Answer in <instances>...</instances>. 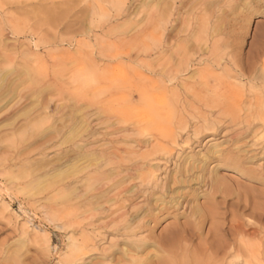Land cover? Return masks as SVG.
I'll list each match as a JSON object with an SVG mask.
<instances>
[{
	"label": "rangeland",
	"instance_id": "374dc122",
	"mask_svg": "<svg viewBox=\"0 0 264 264\" xmlns=\"http://www.w3.org/2000/svg\"><path fill=\"white\" fill-rule=\"evenodd\" d=\"M220 1L0 0L1 264H128L125 254L130 248L121 237L110 233V229L107 232L97 227L93 230L82 220L76 225L71 217L77 195V203L82 202L78 213L84 211L87 201L83 196L93 182L89 178L97 167L105 166L99 159L104 149L112 153L118 146L132 148L135 140L154 145L159 139L154 132L146 131L156 117L135 88L143 87L156 108H169L175 95L182 102L178 112L160 121L165 134L159 142L167 145L166 140H172L178 146H173L172 141L168 144L176 157L172 160V164L176 161L175 165L164 169V158L160 165V162L155 163V167L162 169L154 173L157 178L160 176L158 181L175 176L178 164L191 165L198 168V173L207 172L206 178L214 173L218 178L221 176L230 183L256 191L251 205L257 208L264 205L262 185L237 171L218 167L219 154H226L231 148L229 131L234 128H221L216 135L197 133L202 126L203 113H216L211 118L213 124L222 113L202 102L206 100L203 97L209 72L222 78L227 73L244 74L243 78L230 79L232 87L241 91L249 88L245 78L251 67L255 66L252 77L257 79L264 74V55L260 54L264 45V0ZM155 47L165 52L157 57L153 54ZM211 49L216 52L211 54ZM106 76L109 79L103 84ZM194 84L197 98L193 96ZM162 86H167L170 92H152L153 88ZM252 92V98L264 96V84H257ZM187 102L193 103V107ZM255 104L244 103L243 116L248 108L254 110ZM129 108L133 109L125 122L126 117L118 114H125ZM228 120L222 118L225 126ZM119 129L122 130L117 132ZM255 129L256 137L252 134L242 142L252 140L254 143L264 135L262 124L258 123ZM211 138L213 140L209 141ZM185 140L190 142L187 148ZM142 151L145 152L139 151L137 157ZM122 158L135 159L136 154H123ZM247 166L260 170L264 167V157ZM201 167L205 171H200ZM204 193V189L198 192L196 204L205 202ZM182 211L184 209L159 216L156 210L158 222L150 223L154 236L165 233L176 220L184 222L188 211L186 215ZM248 214L249 211L246 217ZM99 221L94 225H99ZM207 225L204 236L210 227ZM253 230L248 231L247 240H251L250 244L261 240L264 245V231L252 238ZM147 235L141 233L136 238L143 239ZM90 239L92 244L86 243ZM197 243L198 239L193 243L195 249ZM108 249L111 251L106 252ZM151 250L144 252V256L139 254V258L157 255ZM229 261L242 264L236 254L228 257L226 263ZM252 264H256L255 260Z\"/></svg>",
	"mask_w": 264,
	"mask_h": 264
},
{
	"label": "bare ground",
	"instance_id": "6f19581e",
	"mask_svg": "<svg viewBox=\"0 0 264 264\" xmlns=\"http://www.w3.org/2000/svg\"><path fill=\"white\" fill-rule=\"evenodd\" d=\"M259 43H261V41ZM164 52L165 50L161 47L159 48L155 47L153 50V54L157 55V57H159V55ZM215 52L216 51L212 50L211 54ZM260 54L264 55V45H262ZM226 58L228 59V57ZM255 60L258 61L259 59H255ZM181 62L182 61H180V63ZM231 62H229V64ZM255 63L257 64V62ZM188 65L189 62L187 63V67H186L187 69L189 68ZM231 67L234 66L231 65ZM251 68L248 72L249 76L245 78L246 80L245 83L247 86H249V88L246 89L245 91L234 89L232 87L233 82L232 83L230 82L231 77L243 78L245 77L244 74L239 73L234 75L233 73L232 75L231 73L226 72L227 74L224 75L225 76L224 78H222L223 76L222 77H220L219 75L216 76L212 72H209L210 69L207 70L209 72L205 85L207 92L206 95H204L203 97L206 100L205 101L202 100L203 105H205L206 107L211 106L212 109H215L216 111H220V112L222 111V113L220 114L219 118L218 117L216 118L218 122L215 124L212 123L211 118L212 116H215L216 113L214 115L213 112H209V111H208L209 115L203 113L200 117V119L202 120V122H200L202 123V126L197 130V133L201 134V133L209 132L212 133L210 135H216V133H218V131L221 128L223 129L228 126L233 127L234 129L229 131L231 135V138L229 137L231 142L230 145L231 148L233 149H231L230 147L229 150L225 149L227 150L226 154H224L223 152L222 154H219L220 152L218 153L220 155V157L217 158V160L219 161L218 167L237 171L242 175H245V177L247 176V178H249L252 182L258 183L264 187V167L262 166V168L260 167V170L258 169L256 171L250 169L247 166L248 164H252L257 160H260V158L264 157V135L261 136L260 139H257V141H255L254 143L252 140L242 142L245 139L247 140V138L250 137L252 134L253 136L256 137V132H254V130H256L255 128L257 127L258 123L262 124V128L264 129V96L258 95V96H253V98L251 97L253 94L252 92L253 87L256 86L257 84H264V74L262 77L256 79V77L255 78L252 77V72L255 70V66L253 67V69ZM108 79L109 77L107 78V76L103 77L102 79L103 84L106 83ZM212 81L213 82L215 81V84H212ZM178 85L180 84L178 83ZM127 86L132 89L135 88L132 85L130 86L127 85ZM135 89L137 90V93L140 96H142V99L144 100V102L148 104V107L152 110L153 115L156 117V120L150 123L149 125L150 129L146 131L154 132V134H156L155 136H158L159 139L156 140L157 142L154 145H151L150 142H144L143 140H140L139 137L137 136L139 140L134 141L132 139V141H134V143L131 142L132 144H134V146L132 145L133 146L132 148L130 147L122 148L118 146L116 147L115 151L112 150V153H108L107 149H104L102 153L100 151L101 155L99 156V159L101 160V163L103 162L105 164V166L97 167L94 171V175L89 178L93 182L92 183L90 182L91 184L87 186L86 191L84 193L83 198L87 201V204H85L86 206L85 208H83L84 209L83 212L78 213L80 209L79 208L80 205L82 208V204H81L82 202L78 204L77 200L79 199V196L78 195L75 196L77 199L74 197L76 199V203L73 204L72 206L74 212H72V217H71L73 218L74 223L75 224L79 223V221L82 220L85 223H88V226L93 228V230L96 227L99 230L105 232H107V230L110 229L109 231L110 233L117 235L118 237H121L123 239V242H125V244L130 248L129 249L130 251L125 254V257L128 258V264H237L234 262L232 263L230 261L226 263L228 257L230 258L232 254H236L238 262L240 261L242 264L244 263L252 264L253 260H255L256 264H263V258H264L263 242L260 240L256 244H250L251 240L250 239L247 240L246 238L249 230L254 229L253 230L254 232L252 231L253 232L252 238H257L258 236H260L262 231H264V205L260 208H257L256 205L255 206L253 204H252L253 206L251 205V202L256 197L255 196L256 191H253L252 189H247L245 186L242 187L241 185L230 183L229 180L222 178L221 176H219L218 178V176L216 177V174H214L213 172H212L213 173L212 177L206 178L207 172L198 173L199 172L198 168L190 167L191 165L181 166V164H178V168L176 167L177 171L175 176L169 175L168 177H166V179L163 178L164 180H162V182L158 181L160 176L157 178L154 175V173L159 172V170L162 169H160V166L155 167L154 166L155 163L160 162L159 163L160 165L162 163L160 161L161 158H164L165 162H163V164L165 166H162L164 168L170 165L172 167V165L176 162L175 159L174 160L175 162L172 164V160L176 157H173L174 154L172 153V148H170L169 147L170 145H168L169 142L172 140H166L167 145H162V143L159 142V141H163L164 138L163 135L165 134L164 128L162 127L160 121L163 120L166 116H171L174 113L178 112V109L180 108L182 102H180L179 96L175 95L173 102L169 108H159V107L156 108L150 103V96L149 94H145L143 87L139 89L137 88ZM192 89L195 91L196 84L192 86ZM155 90L170 92L167 86L155 87V89L154 88L152 89V92H155ZM208 93L211 94V97L207 96ZM112 95L113 94L111 93L110 97ZM193 96L197 98L198 93L196 91L193 92ZM247 101L250 103V106H253L255 104L254 102H256L255 104L256 106H254V110H252L253 109L252 107L248 108V113L244 114L245 116H243L242 114L243 104L246 103ZM110 103L107 104V107L110 105ZM188 104L191 108L193 107V103L189 102ZM211 108L210 110L212 111ZM132 109L126 110L125 114H118V115L125 116L126 117L125 122H127L128 119L130 118L129 115ZM181 116L182 114H180V117ZM222 118L229 119L228 120L229 124L227 126H225L226 123L224 124L222 122ZM121 130L122 129H119L117 132ZM190 139L192 140V138ZM212 140L213 138H211L209 141ZM187 145H190L189 141H186L185 143L186 148L188 147ZM173 146H178L177 142L174 141ZM141 150H145V152L142 151L143 153L141 152L142 154H140L137 157L138 155L137 153ZM122 153L128 155L134 153L136 154L135 159L137 160L134 161L135 159H129V160L124 159L122 158L123 155ZM207 159H209L210 161L214 160V158L212 157H208ZM203 169L204 168L200 169V171H205V169L204 170ZM168 171L170 170L168 169ZM136 181L139 182V184L136 183ZM202 189L205 190L204 193V196L206 197L205 202L203 204L201 203L196 204V200L198 199V192ZM261 196L264 199V191L261 192ZM32 198L34 199V197ZM218 198H221L222 201L217 202ZM263 199L261 200V202L263 201ZM138 200H141V203H139L140 201ZM83 202L86 203L85 201ZM230 202L232 203L230 204ZM180 209H184V212L182 211L183 215H186V212L188 211V216L186 217L184 222H180V221L178 222V220H176L175 218L177 216L176 213L175 214L176 216L175 215H174L175 217L173 216L176 220L175 224L173 223V225H171V228L170 229L168 228L169 230L165 229L166 232L162 233V235L160 234L159 236H154V228L150 227V223L158 222L159 217L157 215L158 214L159 216L171 215L173 212H177ZM221 209H223L224 211H221ZM156 210H158L157 212L158 214H154ZM248 211L249 214L246 217L245 213ZM229 217L231 219L228 221ZM248 219L252 220L253 222H250ZM95 221L97 222L99 221L101 223L100 224L98 223L99 225L96 226L94 225ZM207 224H210V227L207 230V234L204 236L203 231ZM96 233H99L98 230ZM141 233H148V235L145 236L143 239L139 238L138 240L136 237L137 236L139 237V234L141 235ZM82 234L84 235L83 232ZM250 235L251 234H249V236ZM121 238L120 239L118 238L119 241L121 240ZM135 238L137 240H134ZM197 239L199 241V244L197 243L198 248L195 249L193 247V243ZM87 242L92 244L93 240L90 239L86 241V243ZM114 247L116 248L115 245ZM148 249H152L151 251L153 252L155 251L157 255L154 256L152 255L149 258H148L149 255L148 256L145 255L146 259L143 260L142 258L140 259L139 254H143ZM110 251L111 250L106 252H110ZM245 260L247 261L245 262ZM112 261L114 260L112 259ZM125 264H127V262Z\"/></svg>",
	"mask_w": 264,
	"mask_h": 264
}]
</instances>
